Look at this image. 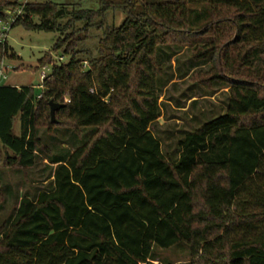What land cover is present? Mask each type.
I'll list each match as a JSON object with an SVG mask.
<instances>
[{
    "label": "trees",
    "instance_id": "trees-1",
    "mask_svg": "<svg viewBox=\"0 0 264 264\" xmlns=\"http://www.w3.org/2000/svg\"><path fill=\"white\" fill-rule=\"evenodd\" d=\"M19 7L12 28L59 33L54 51L69 60L40 61L52 69L39 95L0 85L5 167H36L39 121L55 125L50 102L84 135L73 153L53 158L51 188L22 197L0 223V264H150L156 249L182 245L203 264H264V0ZM6 8L0 3L2 21ZM116 12L125 16L119 27L108 23ZM92 30L102 32L97 55L86 48ZM172 46L193 48L192 61L215 57L209 82L225 86L228 99L223 114L164 154L152 128L161 117V51ZM14 55L0 41V58ZM5 191L0 176V217Z\"/></svg>",
    "mask_w": 264,
    "mask_h": 264
},
{
    "label": "rangeland",
    "instance_id": "rangeland-1",
    "mask_svg": "<svg viewBox=\"0 0 264 264\" xmlns=\"http://www.w3.org/2000/svg\"><path fill=\"white\" fill-rule=\"evenodd\" d=\"M59 7L70 10L98 11L100 0H50ZM43 3L44 0H0L6 8L7 19H0V38L2 28H7V44L15 54L13 58H0L3 68L7 70L0 78L1 86L17 88H33L36 94H41L43 85L42 75L51 74L52 66H40V61L46 56L59 63H67L69 58H61L60 53L54 51V46L62 35L27 31L21 26L12 28L10 18H15L22 7L20 4ZM125 16L121 12L110 14L109 25L121 26ZM68 20L60 21L65 26ZM38 22V19H35ZM84 24L76 25V29ZM72 32V30L68 31ZM102 32L92 30L86 48L97 55V48ZM161 57L165 66V74L161 77L159 104L161 117L153 126V132L161 141L164 154L175 151L177 142L187 132L193 131L205 121L224 113L228 89L216 82H209L215 71L216 58H208L206 62L192 61V50L189 46H172L162 48ZM192 59V60H191ZM87 66V63L84 64ZM68 103L69 100H66ZM56 124L47 125L49 120L43 115L39 121L38 137L41 148L38 151L36 167L28 171L5 167V154L0 153V176L5 191V211L0 217V223L5 222L17 208L24 196L33 198L44 190H49L54 181L52 164L55 156L73 153L83 143L84 132H75L63 117H55ZM14 133L20 134V122L17 119ZM75 136V137H74ZM0 150L2 147L0 145ZM150 264H203L200 259L192 257L188 247L182 245L170 250L154 251Z\"/></svg>",
    "mask_w": 264,
    "mask_h": 264
},
{
    "label": "built area",
    "instance_id": "built-area-1",
    "mask_svg": "<svg viewBox=\"0 0 264 264\" xmlns=\"http://www.w3.org/2000/svg\"><path fill=\"white\" fill-rule=\"evenodd\" d=\"M23 8L17 13V16L15 18H10L11 25L16 21V19L22 15ZM1 42L7 41V28L3 27L2 28V38H0ZM6 69L3 68V63L0 62V78H2L5 75ZM46 78V74L42 75V79L44 80Z\"/></svg>",
    "mask_w": 264,
    "mask_h": 264
},
{
    "label": "water",
    "instance_id": "water-1",
    "mask_svg": "<svg viewBox=\"0 0 264 264\" xmlns=\"http://www.w3.org/2000/svg\"><path fill=\"white\" fill-rule=\"evenodd\" d=\"M50 106V116L52 123L56 124V112L59 111L64 105L56 104L54 102L49 103Z\"/></svg>",
    "mask_w": 264,
    "mask_h": 264
},
{
    "label": "crops",
    "instance_id": "crops-1",
    "mask_svg": "<svg viewBox=\"0 0 264 264\" xmlns=\"http://www.w3.org/2000/svg\"><path fill=\"white\" fill-rule=\"evenodd\" d=\"M1 85V84H0Z\"/></svg>",
    "mask_w": 264,
    "mask_h": 264
}]
</instances>
